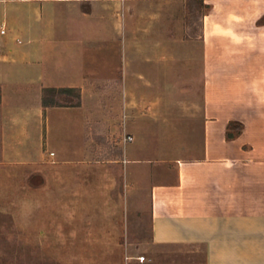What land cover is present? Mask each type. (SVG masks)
Here are the masks:
<instances>
[{
    "label": "crops",
    "instance_id": "0c3cea01",
    "mask_svg": "<svg viewBox=\"0 0 264 264\" xmlns=\"http://www.w3.org/2000/svg\"><path fill=\"white\" fill-rule=\"evenodd\" d=\"M205 2L190 35L187 0H0L2 106L33 94L24 126L44 114L46 148L51 113L73 116L76 140L46 156L76 176L88 161L120 163L150 254L198 246L204 264H264V0ZM46 87H78L82 102L44 107ZM231 121L243 123L232 138Z\"/></svg>",
    "mask_w": 264,
    "mask_h": 264
},
{
    "label": "rangeland",
    "instance_id": "374dc122",
    "mask_svg": "<svg viewBox=\"0 0 264 264\" xmlns=\"http://www.w3.org/2000/svg\"><path fill=\"white\" fill-rule=\"evenodd\" d=\"M190 20L188 34H196L200 20ZM6 72L12 83L23 81L18 69ZM16 96L9 95V101L19 103L2 106L0 84V264H129L138 254L153 258L148 264H204L198 246L162 247L158 255L150 254L149 229L134 221L127 205L121 164L98 159L90 166L88 161L76 168L78 176L67 168L58 170L46 153L51 148L62 151L76 140L79 126L71 124L75 118L63 111L51 113L46 148V116L37 113L38 127L24 126L28 104H22L34 109L35 96ZM56 97L64 104L77 101L75 95L58 92ZM106 130H96L101 149L109 141ZM27 148L33 153L36 149L40 157L18 154Z\"/></svg>",
    "mask_w": 264,
    "mask_h": 264
},
{
    "label": "trees",
    "instance_id": "16d2710c",
    "mask_svg": "<svg viewBox=\"0 0 264 264\" xmlns=\"http://www.w3.org/2000/svg\"><path fill=\"white\" fill-rule=\"evenodd\" d=\"M197 5V7H194ZM187 22L191 24V17H198V19L204 16L205 12L210 9V5L205 2V0H188L187 1ZM190 22V23H189ZM194 35V34H190ZM62 93L67 95H75L77 101L64 104L61 101L57 100L56 93ZM47 93H51L50 97L47 96ZM82 95L80 88L78 87H46L43 89V98L42 103L44 107L50 106H79L81 104ZM243 129V123L240 121H231L228 125V137L232 138L236 134L240 133Z\"/></svg>",
    "mask_w": 264,
    "mask_h": 264
},
{
    "label": "built area",
    "instance_id": "2783aa9c",
    "mask_svg": "<svg viewBox=\"0 0 264 264\" xmlns=\"http://www.w3.org/2000/svg\"><path fill=\"white\" fill-rule=\"evenodd\" d=\"M5 32V29H1V33H4ZM132 136L131 135H127L125 136L124 140L125 141H128V140H132ZM51 154H54L53 152ZM136 259L139 261V262H142V263H152L153 262V258L151 257H147L145 254H138L136 256Z\"/></svg>",
    "mask_w": 264,
    "mask_h": 264
}]
</instances>
